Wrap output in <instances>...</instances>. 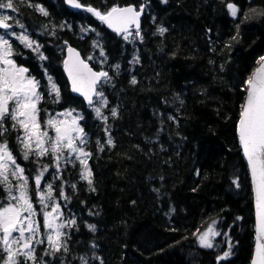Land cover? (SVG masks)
Wrapping results in <instances>:
<instances>
[{
	"label": "trees",
	"instance_id": "16d2710c",
	"mask_svg": "<svg viewBox=\"0 0 264 264\" xmlns=\"http://www.w3.org/2000/svg\"><path fill=\"white\" fill-rule=\"evenodd\" d=\"M78 2L83 7L72 10L65 0H14L18 10H6L13 28L23 24L21 33L39 45L37 53L14 39L16 63L43 83L52 78L59 89L57 99L43 91L40 115L62 109L79 113L86 140L80 146L91 154L89 185L75 156L60 160L59 171L50 154L25 160L17 140L21 130L4 120L7 131L0 142H7L23 167L29 198L42 213L35 177L47 165L40 191L52 186L47 202L56 203L64 224L67 249L46 255L48 244L36 243L34 263L250 264L253 195L237 129L245 81L264 56V0ZM126 5L144 7L140 30L127 39L85 10L105 13ZM160 28L166 29L163 35ZM67 46L108 73L97 88L105 104L95 97L87 105L71 94L63 72ZM95 107L106 120L96 116ZM5 203L8 193L0 185V206ZM38 220L42 225V215ZM209 226L218 235L212 248H203L197 236ZM225 252L228 257L219 259Z\"/></svg>",
	"mask_w": 264,
	"mask_h": 264
},
{
	"label": "snow or ice",
	"instance_id": "6c2138e0",
	"mask_svg": "<svg viewBox=\"0 0 264 264\" xmlns=\"http://www.w3.org/2000/svg\"><path fill=\"white\" fill-rule=\"evenodd\" d=\"M66 2L73 8L83 7L78 0H66ZM36 7L42 15H48L42 7ZM228 7L232 15L236 16L237 9L231 4ZM0 10L17 11L18 9L14 0H0ZM85 10L96 16L118 35L124 34L125 39H127L129 25L136 24L137 28L139 27L140 12L132 7L118 8L114 6L105 13L90 6L85 7ZM12 19L11 15H0V30L14 37L26 48L39 53V45L34 47L35 41L31 40L26 33L8 32L13 27L9 23ZM19 27L23 29L24 25L19 24ZM158 31L163 35L166 29L160 28ZM232 39L235 40L236 37ZM68 51L73 54L71 48ZM12 54L13 45L9 39L5 38V35H0V65H3L0 67V136H3L4 132L7 131L4 127V120L10 118L13 121V128L17 131H23V135L18 136L17 140L21 145L25 160H28L31 155L39 158L50 154L57 165V171H59L60 160H67L68 157L75 156L83 166L81 179L87 180L91 185V171L87 167V158L91 154L80 146L86 143L83 128L78 123L80 117H73L72 112H64L58 115L65 117V119L50 117L41 122L37 107L40 101V94L37 92L38 81L27 76L28 70L24 67H18L9 58ZM75 55L77 56L76 63L70 66L69 61H65V70L72 82V91L82 95L89 105L93 104V96L97 97L101 105L105 104L103 93L97 89V85L109 79L108 73L92 71L84 61L78 59V54ZM39 59H45L43 54H39ZM257 63L260 67L245 81L247 85L246 97L241 106L237 131L244 155L251 169L256 193L257 246L256 257L252 264H264V56L260 57ZM118 67L119 65H117ZM49 82L51 83V79ZM131 83L136 84L135 78ZM52 91L56 93L57 97L59 96L55 84H52ZM94 110L98 118L107 119L102 116L101 107H95ZM116 114V110L112 109V115L116 116ZM169 118L171 119V117ZM107 143L111 145L112 140L109 139ZM100 150L103 151V147ZM47 170L48 166L45 165L35 177L38 199L44 209L49 207L47 200L52 199V186L50 184L44 191H40L41 180ZM9 177L16 180L17 184L12 185ZM233 182L235 183V181ZM0 185H3L8 193V203L0 206V264H23L18 257H24L25 260H35L33 239L40 235V226L33 219L35 209L28 195V178L24 175L23 167L17 163L6 141L0 142ZM73 187L75 186L73 185ZM45 192L47 193L46 196ZM60 195H64L63 190H61ZM59 211V207L53 204L50 212L44 211L43 213L44 223L42 227L50 249V252H45L46 255H54L61 248L67 249L60 231L64 224L56 223V220L59 219ZM68 223L70 225L75 224V220H70ZM89 227L94 230V226ZM14 233H18V235H14ZM209 233H212L213 236L218 235V233L213 232L211 227L199 235V244L203 248L213 247L208 238ZM35 243L40 244L43 241L36 240ZM228 255L229 253L225 252L224 256L219 259H225Z\"/></svg>",
	"mask_w": 264,
	"mask_h": 264
},
{
	"label": "rangeland",
	"instance_id": "374dc122",
	"mask_svg": "<svg viewBox=\"0 0 264 264\" xmlns=\"http://www.w3.org/2000/svg\"><path fill=\"white\" fill-rule=\"evenodd\" d=\"M0 15H8V13L6 12V10H0ZM16 28H18V27H16ZM21 31H23V29H21L20 27L16 30L15 28H10L9 30H8V32L9 33H12V32H14V33H17V34H20L21 33ZM130 34H132V33H130ZM0 35H5V38H7V39H9V42L14 46V37H12L11 35H9L8 33H5L3 30H0ZM31 39V38H30ZM16 40V39H15ZM32 40V39H31ZM20 47H22V46H20ZM25 47V46H24ZM34 47H35V44H34ZM26 48V47H25ZM27 49V48H26ZM14 52H16V49H15V47L13 48V53ZM10 59H12L14 62H15V64L17 65V63H16V59L14 58V56H13V54H12V56H10L9 57ZM86 60L88 61V62H90V60H92V59H87L86 58ZM93 61V60H92ZM3 65H0V67H2ZM18 67H21L22 65H17ZM24 68H26V67H24ZM26 75L27 76H29V77H31V78H34L36 81H38V87H37V92L40 94V101H39V103H38V105H37V107H38V109H39V105L45 100V98H44V90H46L47 89V91H45L46 93H47V95H48V97L50 98L52 95L57 99L58 97L56 96V93L55 92H53L52 91V84H55L54 83V81L52 80V78H49L48 76L46 77V81H45V83H43V82H41V80H39V79H37L35 76H33V74L31 73V71H27V73H26ZM51 79V83L49 82V80ZM56 86V85H55ZM56 89L59 91V89L56 87ZM11 106V105H10ZM64 112H72V114H73V117H80V114L79 113H77V112H74L73 110H68V109H62V110H58V111H55V112H46L45 113V115H44V118H43V115L41 116L40 115V110H39V118H40V120H41V122H43L44 120H47V119H49L50 117H56L57 119H65V117H62V116H59L58 114L59 113H64ZM9 120H11L10 118H8ZM80 120H81V117L79 118V120H78V123H79V126L81 127V125H80ZM51 134V133H50ZM21 135H23V131L21 130ZM77 144H79V141H77ZM15 185V184H14ZM47 188V186H45V189ZM47 195V193H45V196ZM36 197L38 198V195H36ZM30 200H31V198H30ZM39 200V199H38ZM31 202H32V200H31ZM48 203V205H49V207L50 206H52L53 204H55L56 205V203H53V204H50L49 202H47ZM32 204H33V208L35 209V215L33 216V219L37 222V224L40 226V235H37V236H35L34 237V239H33V247H34V249H35V241L36 240H42V241H44L46 244H48L47 243V239H46V236L44 235V229H43V223H44V215H43V213H44V211H51V209H49V207L47 208V209H44L43 208V206L42 205H40L41 207H42V213H39V211L36 209V207H35V204L32 202ZM4 205H6V203L4 204ZM39 215H42V220H41V222H42V225H41V223L39 222V220H38V216ZM56 223H59V221H58V219L56 220ZM209 227H211L212 229L214 228L213 226H209ZM209 227H207L206 229H204V230H202L199 234H198V236L199 235H201L202 233H204V232H206V231H208V229H209ZM60 231H61V233H62V229H60ZM213 232H215L216 233V230L215 229H213ZM14 235H18V233H14ZM198 236H197V240H198ZM216 236V235H215ZM215 236H213L212 235V233H209V239H210V241H211V243H213V240H214V238H215ZM198 243H199V240H198ZM15 247V246H14ZM20 257H18V259H19ZM21 258H23L24 260H25V258L24 257H21ZM31 261V264H35L34 263V260H30Z\"/></svg>",
	"mask_w": 264,
	"mask_h": 264
},
{
	"label": "water",
	"instance_id": "95a60500",
	"mask_svg": "<svg viewBox=\"0 0 264 264\" xmlns=\"http://www.w3.org/2000/svg\"><path fill=\"white\" fill-rule=\"evenodd\" d=\"M66 2V0H65ZM67 6L69 8H71L72 10H77L78 8H73L72 6H70L67 2H66ZM234 6V5H233ZM126 7H132L134 10L136 11H139L140 12V15L138 17V23H139V27L137 28L136 24H131L129 25V30L130 31L131 29H135V30H139L141 28V21H142V17H143V14H144V11H143V8H141V10H137L136 7L134 5H126V6H118V8H126ZM235 7V6H234ZM111 30L112 33H114L115 35H117L118 37L122 36L123 34H120L118 35L116 32H114L111 28H109ZM71 48L73 50V54H70L68 49ZM65 57H64V61H63V72H64V75L66 76L68 82H69V85H70V90H71V93L73 96L75 97H80L84 100V102L89 105V103L84 99V97L82 95H80L78 92H73L72 91V82L70 81L69 79V76H68V72L65 70V61L68 60L69 61V65L71 66L72 64L76 63L77 62V56L75 54H78V59L79 60H82L84 61L89 68L92 69V71L94 72H98L96 70H94L91 65L84 59V57L82 56L81 52L75 48L74 46H67L65 48ZM260 67V65L258 64L256 69L254 70V72L257 70V68ZM253 72V73H254ZM252 73V74H253ZM99 85V84H98ZM246 97V96H245ZM94 99V96L93 98ZM245 102V100H244ZM244 104V103H243ZM240 119V117H239ZM239 122V120H238ZM239 138V136H238ZM239 145L241 147V150H242V155L244 157V160L247 164V167H248V171H249V176H250V182H251V190H252V195H253V206H254V218H255V236H254V248H253V253H252V257H251V261H250V264H252V261L253 259L256 257V246H257V208H256V193H255V190H254V183H253V178H252V174H251V169H250V166L248 164V160L247 158L245 157L244 155V151H243V147L240 143V140H239Z\"/></svg>",
	"mask_w": 264,
	"mask_h": 264
},
{
	"label": "bare ground",
	"instance_id": "6f19581e",
	"mask_svg": "<svg viewBox=\"0 0 264 264\" xmlns=\"http://www.w3.org/2000/svg\"><path fill=\"white\" fill-rule=\"evenodd\" d=\"M68 81V80H67ZM68 84H69V82H68ZM69 87H70V85H69ZM70 92H71V90H70ZM72 94V93H71Z\"/></svg>",
	"mask_w": 264,
	"mask_h": 264
},
{
	"label": "flooded vegetation",
	"instance_id": "af4514ba",
	"mask_svg": "<svg viewBox=\"0 0 264 264\" xmlns=\"http://www.w3.org/2000/svg\"><path fill=\"white\" fill-rule=\"evenodd\" d=\"M21 67H25V66H21ZM26 69L28 70V68L26 67Z\"/></svg>",
	"mask_w": 264,
	"mask_h": 264
}]
</instances>
